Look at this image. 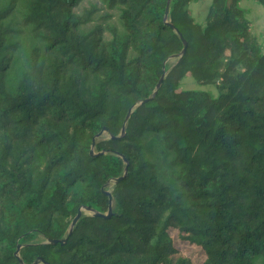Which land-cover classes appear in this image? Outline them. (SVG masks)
<instances>
[{
    "label": "trees",
    "instance_id": "obj_1",
    "mask_svg": "<svg viewBox=\"0 0 264 264\" xmlns=\"http://www.w3.org/2000/svg\"><path fill=\"white\" fill-rule=\"evenodd\" d=\"M167 1L0 0V264H264V50Z\"/></svg>",
    "mask_w": 264,
    "mask_h": 264
},
{
    "label": "rangeland",
    "instance_id": "obj_2",
    "mask_svg": "<svg viewBox=\"0 0 264 264\" xmlns=\"http://www.w3.org/2000/svg\"><path fill=\"white\" fill-rule=\"evenodd\" d=\"M209 0H205L204 2H196L190 5V13L194 20L198 23H202L204 21V17L207 12ZM240 7L246 10L247 19L251 25L252 34L258 39L260 45L264 50V9L260 7L253 1L250 0H242L240 2ZM182 89H198V90H206L210 91L214 96L216 95V91L214 87H201L197 86L191 79L186 78L181 83ZM182 249H185L184 245H179Z\"/></svg>",
    "mask_w": 264,
    "mask_h": 264
},
{
    "label": "water",
    "instance_id": "obj_3",
    "mask_svg": "<svg viewBox=\"0 0 264 264\" xmlns=\"http://www.w3.org/2000/svg\"><path fill=\"white\" fill-rule=\"evenodd\" d=\"M170 2H171V0H168V1H167V5H166V8H165V13H164V17H163L164 23H166V24H169V22H168V9H169V4H170ZM169 26H170V27L176 32V30L173 28V26H171V25H169ZM179 38L181 39V42H182V44H183L182 50H181V52H180L179 54L170 57V60H173V59L179 60V59L185 54V52H186V42L182 39V37H181L180 35H179ZM164 76H165V74L162 76V78H163ZM161 81H162V80H160V81L158 82V84L156 85L154 91L152 92L151 97H149V98H147V99H145V100H142V101H138L135 105H133L132 108L136 107L138 104H140V103H142V102H146L147 100L153 98V97L155 96V94L157 93L159 87H160ZM131 111H132V109L129 110V112H128L126 118H125V121H124L123 127H122V129H121V131H120L121 134H123V132H124V127H125V124H126L128 118H129V114H130ZM107 133H108V132H107V130L105 129V130L99 132V133L95 136V139L101 137L102 135H106ZM95 139H94V140H95ZM94 140H93V142H92V144H91V152H90L91 154H92V149H93V147H94V143H95ZM120 179H121V178H117V179H114V180H110V181H108L107 184H108V185H115V184H117V183L120 181ZM105 194H108V195H109V196H108V197H109V204H108L107 212H106L105 214H102V213L96 212V211H94V210H92V209H90V208H88V207H82V208H80V209L78 210V212H77L75 218L73 219V221H72L71 224H70L69 232L72 230V228L74 227L75 223H76V222L78 221V219L80 218L82 212H84V213H91V214L94 215V216H99V217H103V218H108V217L111 215L112 199H111L110 193H109L108 191H105ZM63 242H64V240H63V241H60V243H63ZM15 255L18 256V251H16ZM45 264H46V263H45Z\"/></svg>",
    "mask_w": 264,
    "mask_h": 264
}]
</instances>
